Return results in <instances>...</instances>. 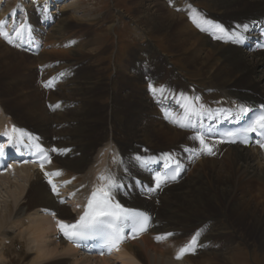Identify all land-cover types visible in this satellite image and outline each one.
<instances>
[{
	"label": "bare ground",
	"instance_id": "1",
	"mask_svg": "<svg viewBox=\"0 0 264 264\" xmlns=\"http://www.w3.org/2000/svg\"><path fill=\"white\" fill-rule=\"evenodd\" d=\"M26 1H20L19 8L22 9L23 4L26 5ZM45 1L28 0L29 3L36 2L38 5ZM47 1L53 2V0ZM77 1L63 0L64 3L59 6L55 13H50L48 6L28 7V11L25 13L24 6V18L38 27L47 25L50 26L48 28L62 30L63 26L70 21L67 12L71 9L78 10L80 8V3ZM144 1L150 3L145 8L142 17L144 18L142 23L144 29L149 34L166 32L171 51L176 52V55H183L185 61L193 68L201 69L203 74L207 76L208 84L204 90L197 89L194 98L187 90L186 92L183 91L182 86L176 84L175 86L171 84L167 87L162 86L157 105L160 106L163 114L169 112L170 117L177 121L176 123L172 121L168 123L162 117L156 120L152 119L153 116L157 117L159 113L152 106V103L155 104L153 98L139 90L140 79L132 78L134 80L130 83H125L124 79L128 69H125V72L122 69H117V84L113 85V91L117 92L127 86L126 84L132 86V89L128 88L131 90L129 96L128 94L122 95L121 100L114 102L111 120L113 137L107 143V148L101 149L99 147L102 146L105 139L92 140L89 137V134L95 130L93 122L100 118L94 109V101L98 96V86L92 84L90 75L85 71L86 67L82 66L79 60L67 61L63 66V74L65 77L74 75L76 80L71 81L69 79L67 85L71 84V87L68 86L69 89L66 90L70 93L61 94L52 103L63 102L64 107L77 103L78 109L76 107L75 110H71L68 107L65 113L53 115L45 110L47 120L41 123L40 119L39 123L37 121L36 124L40 130L37 133L42 135L45 141L56 144L58 149H67L69 152L64 157H57L51 169L55 173H60L57 175L58 182L62 184L64 193L76 201L75 209L78 210V214L94 188V183H96L94 178L97 174L100 173V176H109L115 179L129 178L130 176L132 178L147 177L144 171L131 170L127 161L120 160L121 154H125L127 160L132 157L137 158L142 152L141 148H137L133 144L134 141L138 140L135 142L138 144L140 141H150L151 138L159 137L171 147L167 150L170 149L174 154L176 153L177 159L180 161L179 158L185 152V149L181 151L182 147L186 146L184 144L191 142L195 146L190 138L192 131L200 132V130L208 128L212 134L216 135L222 127L218 124L229 125L245 118V115L239 112L241 105L247 107L254 105V109H256L258 105L264 104V52L254 53L252 50L254 44L251 45V39L255 38V29L264 24V0H212L215 9L211 14L200 12L189 0ZM4 4L10 6L12 0H5ZM65 8L67 10H64ZM2 9L3 7L0 5V21H6V26L12 31L13 24L15 22L20 23V21L17 17L14 18L15 14H6V11L4 12ZM73 18L75 20L78 17L74 15ZM202 19L221 24L229 31L236 30L238 26L248 25V31L244 33L243 42H233L227 35L222 34H218L222 35V38L217 39L209 32L201 31L197 26V23ZM52 23H54L53 26H51ZM240 30L242 31V29ZM139 31L144 34L142 29L136 28V33ZM53 34L54 32H52ZM19 38L21 43H24L23 37L20 36ZM55 38H61L60 33H55ZM52 47L53 50L48 52L49 56L56 53L55 48L57 46L52 44ZM10 51L14 50L7 47L0 38V79H8L5 84H10L9 78L14 72L13 69L21 65V60L11 57ZM142 51L150 61L155 59L156 53L151 47H143ZM15 52L21 58L26 56L24 53ZM61 53L67 56V53ZM160 68L165 69L168 74L173 73L166 64L161 65ZM163 83L167 82L160 84ZM137 91L139 92L136 93ZM196 97H199V100H196ZM219 99H224L226 105L220 109H213ZM204 100L208 101V104L204 105L205 115L203 117H191V123L195 127L180 126L188 123L184 119L186 111L184 106L187 105L188 110L199 112L201 111V102ZM194 102H198V107L193 106ZM235 104H238V108H234ZM124 112L126 113L124 114ZM120 113L121 115H119ZM3 117L4 115L0 112V128L1 124L10 121L9 118ZM118 118L119 120L116 122ZM51 121H54L53 123H56L60 129L55 128L56 131H54L48 123ZM49 134H52L58 141L53 142V138ZM124 143L127 147L124 146ZM120 144L124 147H121ZM214 146V154H217V158L209 159L205 155V158L193 165L191 174H199L197 176L198 181L194 180L186 186V189H177L182 185L184 177L182 175L178 184L168 185V189L158 197L159 205L154 201L147 202L136 198L130 199V201L137 202V205L131 206L140 208V205H143L144 208L154 212L157 215L155 220L156 233L162 234L170 232L189 233L190 231H198L200 228L208 231L215 230L219 228V225L215 222V224H212L211 221L207 222V220L210 219V208L219 207L222 214L227 213L223 216H226L230 228L237 235L243 237L244 240H247L246 236L251 237V239L258 238L261 247L264 249V156L252 149H242L237 146L225 147L222 143H217ZM147 147L149 148L148 145ZM150 148L153 147L150 145ZM96 150L99 154L93 161L92 155ZM224 151L223 158L225 161L218 164L220 163L218 156ZM100 152H103L102 155ZM164 152V148H158L155 155L164 158ZM199 153L200 157L198 158H201L202 152ZM189 160L192 162L191 158ZM20 171L24 174H20ZM202 171L206 175V181L200 175ZM15 173L14 177L7 180L11 188V192H9L11 203L6 202L4 214L0 213V227L10 221L17 226L20 234L17 239L8 240L7 243V239L3 238L2 252L0 253V260L4 261L3 264L11 263V259L9 263L7 262L11 253L17 256L16 260L19 264H23L27 255L30 256L31 254H33L31 264H212L215 261L221 262V264L233 263L228 255L235 247L237 238L235 239L236 234L234 232L222 234L226 243L223 242L219 245L221 250L225 248L224 252L219 254V251H213L214 243L212 242L207 250L201 251L198 256L209 255V259L193 257L195 258L194 262L187 258L179 261L173 256L164 255V250L159 251L158 244L156 245L150 239L155 229L144 236L140 242L135 241L126 244L124 250L113 258L97 259L83 256L69 241H64L58 235L57 222H54L51 211L57 212L55 218L59 220L72 221L74 218L53 198L45 177L32 168H21ZM142 180L139 179V181ZM21 181L28 183V185L21 184ZM144 181L149 182L148 178ZM11 185L15 188H12ZM151 191V188H148V192ZM18 199H22V202L26 203V207L15 212ZM257 202L258 205H256ZM25 215H27L26 218H24ZM194 215H204V218L203 220L200 218L198 223H192L190 220ZM205 222H207L206 225ZM242 228L248 231L246 232ZM22 240L27 244L28 252L23 250ZM205 241L209 242L210 239H205ZM141 242L142 245H140Z\"/></svg>",
	"mask_w": 264,
	"mask_h": 264
},
{
	"label": "rangeland",
	"instance_id": "2",
	"mask_svg": "<svg viewBox=\"0 0 264 264\" xmlns=\"http://www.w3.org/2000/svg\"><path fill=\"white\" fill-rule=\"evenodd\" d=\"M3 1L5 3V0ZM190 1L195 8L200 10V12L203 11V13L206 14H211L212 12H214L215 8L212 0ZM17 2H19V0H12L13 6H15ZM2 3L3 2H1L0 5H2ZM78 3H80V8L78 10L71 9L67 12L70 21L63 26L62 30L48 28L49 33H47L45 45L46 51H44L39 57L35 58L33 56L26 55L21 58L15 52V50L10 51L11 57L17 60H21V65L13 69L14 72L12 71L13 73L10 75V78L7 77L10 80L12 78L11 81L9 80L10 84H5L8 79H0V105H2L3 111H6L18 123L28 128L34 126H36L37 128V121L39 123V120L41 119V123H44L47 120L45 110H48L49 108L45 105V103L47 104L46 101L49 99L51 105H55V103H52L54 99L60 97L61 94L70 93V91L66 89L68 88V86L71 87V84L67 85L69 81H65L63 84L59 85V88L55 93H50L49 96L46 95V92L42 88H40L38 84L39 77L37 74L36 66L40 64L44 65V68L49 71V74L52 73V75L55 74V70H58L59 72V70L63 69V66L67 61L73 59L79 60V62L82 63V66L86 67L85 71L90 75L92 84L94 83L96 84V86H98V96L94 101V109L100 116V118L96 119L93 122L95 130L92 134H89V137L92 140L105 139L102 142V146L99 147L101 149L107 148V143H109L110 139L113 137V133L111 130V120L114 102H116L117 100H121L122 95L126 96L128 94L129 96V94H131V90H128V88H131L132 86H130L129 84H126L127 86L119 89L117 92L113 91L112 85L117 84V69H122L124 72L125 69H128L126 78L124 79L125 83H130V81L134 80L132 78H139V90L141 92H144V87L148 86L147 83H151V81H156V83L158 84L167 82V84L169 83L174 86L176 84L180 87H186L188 83H194L199 87L198 89L204 90V88H206V85L208 84L207 76L203 74V71L201 69L197 67L193 68V66H190V64L185 61L183 55H176V52L171 51V49L169 48L170 46L168 44V37L166 32H153L149 34L144 29L142 24L144 18L142 17L144 15L145 8L148 7V4H150L148 1L81 0ZM29 4L31 5V3ZM50 4L52 3H49V5ZM34 6H36L35 3H33V6L31 5L30 7ZM28 7L29 6H27V8ZM7 8L9 7L7 6ZM64 10L67 9L65 8ZM74 15L78 17L75 20L73 18ZM110 25L113 26L110 27ZM136 28L142 29L144 31V34H142L140 31L136 33ZM52 32H54L53 35ZM55 33H60L61 38H55ZM72 39L75 41L73 47L71 45L68 48L64 45L67 42H70V40ZM52 44L57 46L55 48L56 53L55 55L53 54L49 56L48 52L53 50ZM143 47H151L152 50L156 53L155 59L150 61V59H148L146 54L142 51ZM61 52L67 53V56L63 55ZM171 62L175 67L172 66ZM61 63L62 65H60ZM164 64H167L168 68L172 69L173 73L168 74L165 69H159V67ZM148 67H150V71L147 69ZM79 77L81 78L82 76ZM74 80H76V77L71 78V81ZM174 81H176V83H174ZM114 82L115 84H113ZM138 92L139 91H137L136 93ZM77 106V103H73L68 107H71V110H75ZM0 112L2 113V111ZM57 113H65V111H60ZM125 113L126 112H124V114ZM2 114L4 115L3 118H8L6 114ZM119 115H121V113ZM118 120L119 118L116 119V122H118ZM53 122L54 121L48 122L50 123V127L54 131H56L57 128L60 129L59 127H57V124ZM53 125L56 127H54ZM137 141L138 140L134 141L133 144L137 145L135 144V142ZM188 143L192 145L191 142ZM138 144H142L144 146L148 145L149 148L151 145L153 148L150 149L153 150L164 148V151H170V149L167 150V148H169L170 146L165 144L164 140L160 139L159 137L151 138L150 141H140ZM124 146H126V143H124ZM98 150H96L92 155V160H94L93 158H95L99 154ZM102 153L103 152H100V155H102ZM120 160L126 161V155L121 154ZM222 161H225L224 158L220 160L218 159V162H220L218 164H221ZM195 163L196 162L193 161V165ZM192 171L193 168L187 174L188 176L186 175V179L184 176V179H182V185H180L177 189H186V186L188 184H190L194 180L198 181L197 176L199 174H191ZM20 174L24 173L20 171ZM200 175H202L204 181L207 180L206 175L203 171ZM11 177L12 176L10 175H6L0 178V213L3 214L6 210V202L11 203V198H9V192H11V188L9 187L10 184L7 183V180ZM16 184L18 183L16 182ZM21 184H25L26 186L28 185V183H24L23 181H21ZM12 188H15V186H12ZM256 205H258V202ZM25 207L26 203H23L22 199H18L17 205L15 207V212ZM66 209L70 210L68 207H66ZM209 213L210 219H208L207 222L211 221L212 224L216 223L219 225V228L211 230L210 233L207 234V237L205 239H210L211 242L209 243H214L213 251H219L218 253L220 254L225 251V248H223L222 250L220 249V245L223 244V242L226 243L225 238L222 237V234H230L234 231L230 228L229 221L226 219V216H223L227 215V213L222 214L221 208H210ZM26 217L27 215L24 216V218ZM200 218L203 220L204 215H194L190 221L192 223H198ZM229 218L232 219V217ZM230 221L233 222L232 220ZM207 222H205L204 224L206 225ZM0 228L1 253L3 247V245L1 244H3L2 241L4 240L3 238L7 239V243L8 240L11 241L17 239L20 232L17 226L13 225L10 221ZM244 231L247 232L248 230L244 229ZM239 232L242 233L241 231ZM189 235L190 233H188L186 237L182 236V238L187 239ZM151 236L150 239L152 240ZM246 237L247 240H244L243 237L241 238L240 235L236 234L235 239H237L235 240V247L231 251L230 255H228L229 259L233 261L232 264H264V249L261 247L259 239H251V237L248 238V236ZM21 242L23 243V250H26L28 252L27 244L23 242V240ZM173 242V240H170L169 242L161 243V245H156L159 251L164 250V255L170 257L173 256V258L175 259V253L178 251L181 242L179 241L175 244ZM142 244L143 243L141 242L140 245ZM166 250H168V252H166ZM198 256L199 254L197 256L187 257V259H190L191 262H194L195 258L193 257ZM205 257L209 259V255H202V257L198 258L201 259ZM16 258L17 256L11 253L8 257V261H6L9 263L11 259V263L9 264H19ZM32 259L33 254H31L30 256L27 255L26 261L23 264H31ZM3 263L4 261L0 260V264ZM212 264H221V262L215 261Z\"/></svg>",
	"mask_w": 264,
	"mask_h": 264
},
{
	"label": "snow or ice",
	"instance_id": "3",
	"mask_svg": "<svg viewBox=\"0 0 264 264\" xmlns=\"http://www.w3.org/2000/svg\"><path fill=\"white\" fill-rule=\"evenodd\" d=\"M196 22V21H194ZM197 26L201 31H207L214 38L220 39L222 35H227L230 40L233 42H243L244 33L248 31V25L238 26L236 30H227L223 25L215 23L208 19H202ZM206 26V27H205ZM6 27V21H0V37H3L8 40L9 43H13V40L10 39V34L7 31H4ZM242 29V31L240 30ZM25 30V25L21 22L19 27L16 24H13L12 33L19 38ZM222 34V35H218ZM28 35L31 38V30L28 29ZM151 87V86H150ZM155 91V89H153ZM199 100V97L195 98ZM186 111L184 113V119L188 121L187 124H181L182 127H195L191 123V117H203L205 115L204 106L201 105V111L188 110V106H184ZM264 108V105L261 106ZM251 109L247 106L241 105L239 107V112L246 115ZM176 123V120L172 121ZM13 132L18 130L13 127ZM248 133H258L261 136H264V113L258 115L255 119L251 120L246 127L240 128L236 131H228L224 135L231 138L230 142H235V138H238L242 135ZM211 136V130L208 132H198V134L192 137L193 140H198L200 145L208 154L212 153V146L207 142L205 136ZM247 143V139L243 141ZM260 146L264 148V142L260 143ZM53 151H58L53 149ZM67 151V149L63 150ZM4 155V148L0 147V156ZM170 156V154H166ZM139 159V158H138ZM147 164V161H144ZM180 172V166L177 163L175 168L170 171V174L163 178L160 175L155 176V188H159L162 183L167 182V180H175L177 175ZM57 175L60 173L57 172ZM46 175H48L46 173ZM101 181H104V185L92 193L91 198L88 201L87 210L80 216L73 224H66L63 221H57V226L60 232L69 240L73 241H87L90 239H100L104 244L108 246L118 245L122 240V234L124 229L127 227L130 231L135 234L138 231H145L147 227L148 217L142 213L133 212L127 209H124L118 202H114L111 194V189L117 187V180L112 177L101 176ZM51 183V181H49ZM154 191L155 189H151ZM53 192H56V186L53 185ZM58 194V193H57ZM54 215V214H53ZM172 235L171 233L165 234L164 237H157V240L166 239L168 236ZM200 233H196L192 240L189 243L179 249L177 252V259H181L186 253L194 250V247L197 244V240Z\"/></svg>",
	"mask_w": 264,
	"mask_h": 264
}]
</instances>
